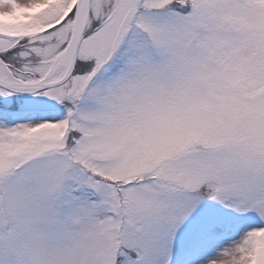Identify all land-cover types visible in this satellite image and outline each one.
Masks as SVG:
<instances>
[{
  "label": "snow or ice",
  "instance_id": "snow-or-ice-1",
  "mask_svg": "<svg viewBox=\"0 0 264 264\" xmlns=\"http://www.w3.org/2000/svg\"><path fill=\"white\" fill-rule=\"evenodd\" d=\"M0 264H264V0H0Z\"/></svg>",
  "mask_w": 264,
  "mask_h": 264
}]
</instances>
